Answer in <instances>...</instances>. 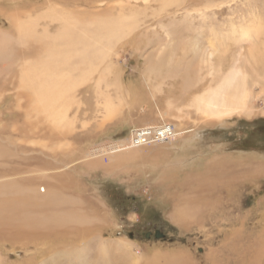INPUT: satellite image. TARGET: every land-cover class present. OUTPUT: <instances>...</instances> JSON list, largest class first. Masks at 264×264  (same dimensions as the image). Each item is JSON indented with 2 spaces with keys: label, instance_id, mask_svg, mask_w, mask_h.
<instances>
[{
  "label": "bare ground",
  "instance_id": "obj_1",
  "mask_svg": "<svg viewBox=\"0 0 264 264\" xmlns=\"http://www.w3.org/2000/svg\"><path fill=\"white\" fill-rule=\"evenodd\" d=\"M38 1L0 0V17L4 18L8 26V29L0 28V72L6 71L11 65L12 69L17 70V105L25 120L20 125L21 132L15 129L22 135L26 133L28 137L21 135L16 138L19 142L23 140L22 144L26 147L34 149L39 146L43 150L48 149L53 156L60 151L72 153L73 144L67 138L73 136L77 129H86L92 120V129L96 131L102 123L112 121L121 114L122 108L129 103V93L119 80L122 71L112 56H117L118 48L125 45L139 51L146 60L142 74L151 81L148 86L151 98L156 93H162L164 86L168 85L166 88L169 93L166 95L163 92L166 95L163 101L165 110L157 109L156 114L159 116L177 114V117H183L184 113V117L191 118L190 113H194L203 123L210 122L208 124L212 126L233 115L252 118L264 114V107L258 105V99L264 97V27L258 25L256 19L239 29L233 25V29L222 36L221 42L215 38L219 45L211 39L206 50L199 43L189 49L191 39L179 38L177 29L163 20L173 25L172 16L180 10L190 16L193 11H197L205 19L210 14L209 9L218 6L215 5L217 1L207 0L190 8L185 0H135L137 4L131 3L132 0H48L44 11L39 16L31 17L27 10L32 13L33 8H27ZM6 2L24 9L20 11V6L6 8ZM163 14H167L170 19H164ZM152 18L160 28L166 30V34H170L169 37L172 35V39L166 38L163 47L153 49L144 46L145 49L141 50L139 44L142 40L146 39L147 44L151 42L145 37L153 30L151 24H146ZM232 44L237 45V50L231 54ZM13 46L21 48V51L31 49L32 52L14 56ZM153 53L156 54V62H151V56L149 58ZM230 54H234L235 58L225 68ZM12 62L15 63L10 64ZM178 78L181 79L177 89L180 96L172 98L175 90L172 82ZM168 79H171L169 83L166 82ZM198 84H204L203 88L191 93V89H196ZM259 85L262 86L261 90L254 92V87ZM83 86L91 92L95 116L80 119L78 110L83 101L78 91ZM188 95L189 99L185 101L182 96ZM168 111L172 112L169 114ZM166 125L170 127L165 129ZM25 128L31 131L23 132ZM144 131H147L146 135L142 133ZM188 131L181 122L174 125L147 123L132 130L128 139L89 147L65 165L68 168L69 164H79L82 168L101 169L110 173L124 170L129 163L137 160L147 159L154 163L161 159V162L162 157L169 154L166 148ZM48 132L62 138L59 142H48ZM34 133H37L36 137ZM144 136L145 139H142ZM3 150L4 147L0 145V159L8 157ZM250 161L253 160L239 159L236 163L227 157L210 159L204 164L202 176H214L209 185L211 187L228 185L239 176L243 178L246 172H254L249 167L258 165ZM246 165L248 171L244 170ZM239 166L243 167L244 172ZM226 167L229 168L225 170ZM11 169L19 171L13 167ZM62 170L60 167L49 169L48 173L40 170L38 174L33 172V177L9 179L10 183L6 180L0 182V236H7L6 229L9 228L14 234L11 239L17 244L33 247L25 264H33L34 258L41 255L39 264H58L60 260L59 264L63 261L71 264H126L122 259L125 255H114L112 248L116 244L123 251L121 248L128 249L126 247L131 243L125 239L104 240L100 237L95 224L91 223V218L96 220L94 207L87 203L89 209L86 207V212L83 211L84 200L67 192L75 186L71 178H63L68 173ZM229 170L231 173L226 175ZM232 173L236 176L232 177ZM205 186L204 181V185L195 188L194 196H204L208 192ZM214 190H217V186ZM195 211L197 209L179 204L175 206L173 218L185 223L197 213ZM256 240L255 244L248 243L247 251L251 249L248 253L244 251L238 258L230 261L226 259L227 262L262 264L264 236ZM48 251L50 260L46 259ZM165 253L159 255L154 252L153 258L140 254L137 260H147L148 264H191L192 259L182 251ZM159 257L163 258V262ZM218 257L213 260V264H222L224 258Z\"/></svg>",
  "mask_w": 264,
  "mask_h": 264
},
{
  "label": "rangeland",
  "instance_id": "obj_2",
  "mask_svg": "<svg viewBox=\"0 0 264 264\" xmlns=\"http://www.w3.org/2000/svg\"><path fill=\"white\" fill-rule=\"evenodd\" d=\"M185 1L191 8L195 5L199 6L207 0ZM215 1H217L215 5L218 4V6L209 9L210 14H207L208 17L205 16V19L198 15L200 13L197 11H193L190 16L184 15V12L180 10L172 16L174 17V20H171L173 25L165 19H170L167 14H163L165 19L163 21L177 29L179 38L189 37L191 39V45H188L189 49H192L195 43H199L200 47L205 50L209 40L217 42L218 39V42H221L222 36L229 33L233 29V25H237L234 27L239 29L256 19L257 24L264 27V0ZM47 2L48 0H40L33 6H28L27 9L32 7L33 11L28 13L27 10V14L31 17L39 16L47 6ZM136 2L138 1L132 0L131 3ZM14 6L7 4L6 8ZM23 9L20 6L19 10L23 11ZM172 10L174 9L172 8ZM146 24L152 25L153 33H148L149 36L147 35L145 38L148 37L153 42L147 44L148 41L144 39L139 44V49L142 50L144 46L153 49L163 47L170 34H166V30L160 28L154 18ZM0 28L8 29L7 23L2 17H0ZM215 38H217L216 41ZM169 39H172V35ZM187 41L185 40V42ZM218 42L216 45H219ZM236 46L232 44L231 54L237 50ZM129 47L121 46L118 48L119 54L114 55L115 57L112 56L113 61L119 65L122 71L119 80L129 93V97H127L129 103L122 108L120 115H116L112 121H105L96 131L92 129L94 124L91 120L86 129L79 128L73 136H69L67 139L73 144L71 147L74 152L72 153L60 151L53 156L48 152V149L43 150L39 146L32 149L22 144L23 140L19 142L18 138L23 133L20 134L18 131H22L20 125L24 123L25 119L17 105V70L12 69L13 65H11L6 71L0 72V145L4 147L3 151L8 156L0 159V182L6 180L10 183L9 179L33 177V172L38 174L40 170H43L48 173L49 169L62 168L63 172L68 173L63 178L65 180L71 178L76 188L71 191L67 190V192L82 197L85 203L83 205L82 202L83 211L86 212L87 203L94 207L92 209H95L96 220L91 218V223L95 224L100 237L104 240L125 239L131 243L126 247L128 249L121 248L123 251H120L118 245H113L114 255H125L122 257L123 263L126 261V264H148L147 260H137L140 254L149 258L157 253L164 255L165 251L167 253L182 251L192 259L191 264H213L212 262L217 256L221 259L223 255L225 260L222 258V264H230L226 259L230 261L233 258H238L244 254V251L248 253L251 250L247 251L248 243L255 244L254 240L257 242L258 237L264 236V114L260 113L252 118L233 115L212 126L209 125L210 122H208L209 124L203 123V120H200L194 113H190L191 118L184 117V113L183 117H177V114L159 116L156 114L157 109L165 110L163 101L169 93L166 88L168 85L163 88L166 95L163 92L156 93L155 97L151 98L148 88L151 81L145 79L142 74L146 60L139 51ZM11 49L14 56L32 52L31 49L21 51V48L16 46ZM154 54L149 55L151 62H156V54ZM231 54L228 56L227 63L225 62V68L229 67L232 59L235 58L234 54ZM13 63L15 62L10 64ZM178 79L176 82H172L175 86L172 98L180 96L177 89H179L181 79ZM170 81L171 79L166 80L168 83ZM204 84H198L195 86L196 89L193 87L191 93L199 92ZM261 88V85L255 86L254 92H258ZM78 94L83 101L78 110L80 119L95 116L91 92L86 86H83ZM182 97L185 101L189 99V95ZM263 102L264 97L258 99V105L261 108L264 107ZM24 105L27 106V103ZM171 112L168 111L169 114ZM179 122L187 131H190L185 132L183 137L174 143L178 152L175 154L167 152L169 154L162 157L163 162H160L161 159L154 163L147 159L137 160L129 163L127 167L125 166L124 170L110 173L101 169L82 168L78 166L79 164L74 165L75 167L69 164L66 168L65 164L75 160L83 153V150L96 145L110 144L121 139L126 140L136 127L147 123L174 125ZM26 130L31 131L29 128H25L23 132H28ZM48 131L51 130L48 129ZM51 133L48 132V142H59L62 138ZM36 134L34 133L35 137ZM22 137L28 136L24 133ZM175 149L172 150L175 151ZM217 157H227L231 162L236 163L239 159L253 160L250 162L258 166L249 167L254 172H246L243 178L239 176L233 183H228V185L223 183L224 186L217 184V190H214L215 185L209 186L213 182L214 176L210 174L209 177L208 175L202 176V169L205 162L217 159ZM164 159H172L167 160V163L172 166L163 167L162 171L157 168V164L161 167L162 163L166 162ZM176 159H181L183 163ZM12 167L19 171L14 172ZM240 167L239 169L244 172L243 167ZM8 168L12 172H9ZM32 168L35 171H32ZM228 168L226 167L225 170ZM249 168L247 165L244 166V170L248 171ZM229 173L231 170L226 175ZM230 175L236 176L234 173ZM10 176L13 177L10 178ZM204 181L208 192L206 191L204 196H194L195 188L204 185ZM179 204L197 209L195 211L197 213L184 221L185 223H181L173 218L175 206ZM156 230L163 234L161 238L154 237ZM6 232L7 236H0V264H25L24 261L31 254L33 247L29 244L24 246L17 244L11 239L14 236L12 231L7 228ZM149 232L150 235L147 237ZM48 253L46 259L50 260V252L48 251ZM214 255L217 256L214 257ZM41 258L42 255L35 257L32 263L39 264ZM162 260L163 258L160 259L161 262H163ZM217 263L219 264V262ZM61 264L71 263L63 261Z\"/></svg>",
  "mask_w": 264,
  "mask_h": 264
},
{
  "label": "crops",
  "instance_id": "obj_3",
  "mask_svg": "<svg viewBox=\"0 0 264 264\" xmlns=\"http://www.w3.org/2000/svg\"><path fill=\"white\" fill-rule=\"evenodd\" d=\"M175 149V151H173L172 149ZM166 150H167V152H170V153H173V154H175V153H177L178 151V148L176 147V146H174V144L172 143V144H170L167 148H166ZM163 160V159H162ZM169 160H172V159H164V162L166 163H162V166L161 167H159L158 166V164H157V168H159L160 170H162L163 171V167H171L172 165L171 164H169V163H167ZM176 160H179V162H181V163H183V161L181 160V159H176ZM163 162V161H162ZM164 164V165H163ZM180 164V163H179ZM159 169H157V170H159ZM173 169H175V168H173Z\"/></svg>",
  "mask_w": 264,
  "mask_h": 264
},
{
  "label": "water",
  "instance_id": "obj_4",
  "mask_svg": "<svg viewBox=\"0 0 264 264\" xmlns=\"http://www.w3.org/2000/svg\"><path fill=\"white\" fill-rule=\"evenodd\" d=\"M150 235V232L149 233H147V237ZM163 236V234L160 232V231H158V230H156V232L154 233V237L155 238H161Z\"/></svg>",
  "mask_w": 264,
  "mask_h": 264
},
{
  "label": "built area",
  "instance_id": "obj_5",
  "mask_svg": "<svg viewBox=\"0 0 264 264\" xmlns=\"http://www.w3.org/2000/svg\"><path fill=\"white\" fill-rule=\"evenodd\" d=\"M168 126H169V125H166V126H165V129H168V128L170 127V126H169V127H168ZM165 129H164V130H165ZM145 132H147V131H144V132H142V133H143L144 135H146ZM159 132H162V131H159ZM162 136H165V134H163V132H162ZM142 139H145V136L142 137Z\"/></svg>",
  "mask_w": 264,
  "mask_h": 264
}]
</instances>
